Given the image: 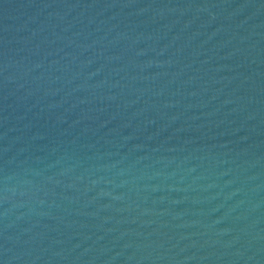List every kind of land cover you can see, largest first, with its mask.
I'll use <instances>...</instances> for the list:
<instances>
[{"label":"water","instance_id":"obj_1","mask_svg":"<svg viewBox=\"0 0 264 264\" xmlns=\"http://www.w3.org/2000/svg\"><path fill=\"white\" fill-rule=\"evenodd\" d=\"M0 264H264V0H0Z\"/></svg>","mask_w":264,"mask_h":264}]
</instances>
